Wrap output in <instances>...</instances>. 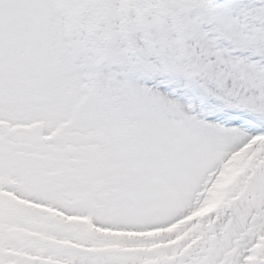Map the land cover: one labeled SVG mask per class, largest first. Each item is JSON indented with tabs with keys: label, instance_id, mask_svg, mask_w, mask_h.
<instances>
[{
	"label": "snow or ice",
	"instance_id": "6c2138e0",
	"mask_svg": "<svg viewBox=\"0 0 264 264\" xmlns=\"http://www.w3.org/2000/svg\"><path fill=\"white\" fill-rule=\"evenodd\" d=\"M0 264H264V0H0Z\"/></svg>",
	"mask_w": 264,
	"mask_h": 264
}]
</instances>
